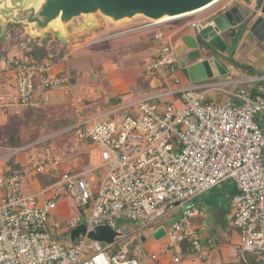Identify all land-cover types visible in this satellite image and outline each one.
Instances as JSON below:
<instances>
[{
  "label": "built area",
  "instance_id": "obj_1",
  "mask_svg": "<svg viewBox=\"0 0 264 264\" xmlns=\"http://www.w3.org/2000/svg\"><path fill=\"white\" fill-rule=\"evenodd\" d=\"M208 24L214 22L188 26ZM153 37L157 47L143 60V69L149 75L162 71L165 86L156 96L178 95L181 106L168 102L159 109L145 97L132 104L135 112L112 119L110 113L119 110L113 109L65 129L62 133L71 132L74 144L89 140L99 152V162L85 170L64 169L63 150L44 146L46 138L0 155V264H138L127 235L111 244L86 235L66 245L56 242L50 228L62 224L48 220L61 195L68 194L81 213L64 220L69 234L81 223L88 231L97 225L118 228L123 219L149 223L148 231L153 232L176 204L184 205L226 180L236 187L230 205L240 261L264 264V133L256 122L257 114L264 112V93L226 89V100L216 102L206 100L205 89H217L220 83L178 86L174 31L160 30ZM4 68L12 73L14 90L0 92L2 113L10 106L39 108L47 91L69 84L67 73L49 57L12 58ZM19 152L25 153V160L10 162ZM101 168L105 170L92 187L84 175ZM40 174L53 182L27 190L28 181L37 182ZM178 214L163 228L173 262L181 261L179 249L186 243L204 259L200 235L189 221L202 211L191 204Z\"/></svg>",
  "mask_w": 264,
  "mask_h": 264
},
{
  "label": "rangeland",
  "instance_id": "obj_2",
  "mask_svg": "<svg viewBox=\"0 0 264 264\" xmlns=\"http://www.w3.org/2000/svg\"><path fill=\"white\" fill-rule=\"evenodd\" d=\"M231 2L235 3V0H218L213 5L200 12L169 19L147 27L124 31L120 34L115 33L116 31L120 30L119 27L116 26H125L126 23L109 26L107 28H112L111 32L115 33V35H110L111 32L108 34L93 33L91 36L84 38L82 42L76 45H73L71 41L68 43L62 42L53 34H48L46 39H42L43 46L38 45L39 41L38 38H36L35 40L31 41V44H28L27 48L26 41L21 39L22 34L27 32V27L21 24H10L9 30L7 32V40L5 42V39H3L4 42L0 46V68L2 67V61L4 59L6 62L12 58H21L22 60L35 61L42 58H47L49 54L52 53L55 56L51 57V60L55 63V65L65 69L67 71V75L69 71L76 70L75 73L77 78L74 84L69 83L68 87L65 89L47 91L46 100L39 108H22L10 106L5 114L9 117L10 122L5 121V115H0V142L1 138H3V141L1 142L3 145H12L14 147L28 143L31 140H41L40 138L43 137L49 139L43 144L44 146H49L53 149H60L61 151L63 150L66 155H70L72 157L74 153L73 158H78L80 160V164H82H78V166H80H77V168L79 171L84 170L88 165V153L85 151L87 147L84 144L87 145L88 143H79L80 145L74 144L75 142L72 141V133L62 132L77 122L90 117L91 114L97 115L99 113H105L108 111V109L110 110L113 107L111 99H108V101L105 100V97L102 95V90L89 93V86L92 84H97L101 87L104 86V84L107 85V78L109 76L113 77L110 78V81H112L111 83H119L118 80L116 81V79H118L117 76L121 78V81H124L123 76H130L139 71L140 62L142 61L141 65L143 66V60L148 58L157 47V42L153 37L154 33L157 31L163 30L165 32H173L176 29L174 31V37L178 38L181 28L189 29L191 28L188 26L189 24L198 21L205 22L209 20L211 16H216L215 18L218 17L220 21L224 23L223 19H225V17L222 18V12L218 10L221 7L227 6ZM229 9L230 8H228V10ZM134 23L132 26L141 25L139 24L140 20ZM222 35L225 38V41L231 44L230 37L224 33V31ZM116 45H119L120 47L117 48ZM148 47H154V51L150 53L152 50H148ZM6 62H4L5 65ZM175 64L177 66L178 74L183 80L185 78L183 76L184 67L180 66L178 60H175ZM96 66H100L101 69L95 71V73H92V69ZM112 66H115L117 70L108 71L112 68ZM3 70H5L4 67ZM157 74L159 73L157 72ZM83 76H87V78ZM0 85L3 87V84ZM131 87L135 90L137 85L131 84ZM1 89L5 88L3 87L0 88V90ZM6 89L9 91L14 90L12 85L6 87ZM126 89L130 92V86H126ZM163 90L164 88L160 91ZM49 93L52 94L51 98L48 97ZM86 94L92 99H94L93 95L97 97L99 94V97L94 99L95 101H98L96 103L93 102V104L90 106H86L84 103H81L83 98H78L79 96L82 97ZM136 96L137 95L135 94L133 95V97ZM167 98L169 99V97H164L162 100ZM122 101H124V99H122ZM179 104L180 103L178 102L177 105ZM123 113H125L124 110L117 113H110L109 117L114 119ZM10 135H17L19 137H16L11 141ZM93 159L94 160L92 161L91 166L98 163V158L96 159L95 153L93 155ZM104 170L105 168H101L96 172H89L88 174L86 173L84 176L90 182V185L94 187L98 182L99 174ZM234 187L235 185L232 181L226 180L214 186L212 189L205 191L203 196L207 199L208 197L214 196L213 200L220 201V203H226L227 199L229 198V193ZM61 197L62 200L58 201L59 208L57 207L53 213H56L55 218H57L56 220L59 221L62 226L60 229L50 228V231L53 237H55L56 242L66 245L70 242V240L69 232L63 226L64 220L70 216L80 215L81 213L80 209L73 205L72 199L68 194L64 193L61 195ZM196 202L194 199L193 203ZM183 206L185 205L176 204L172 210V213L165 216L168 221H165V223L163 222V224L167 225L166 223H170L177 219L179 217L178 213L180 208ZM165 217L159 219L157 223L166 220ZM194 219L200 220L201 216L189 218L191 226L198 229L195 225V221L193 222ZM48 223H52V218L48 220ZM117 225L124 231H127L133 227L135 228V231L129 233L126 238L131 241L130 251L132 252L135 259H137L138 264H157V262L152 258V255L154 258L156 257L157 259H160L161 254H171L172 251H170L166 245V236L162 237L160 240H157L151 235L152 232L148 231V227L151 224L145 222H132L123 219L118 221ZM227 225L229 224H226V226ZM228 233H230V243L226 244L224 241L218 238L213 227L211 235V244L213 247L210 245L208 247H212V251L215 249L217 254L218 252L225 253L227 259H231V261L228 260L229 264H240L238 231L235 229L234 225H231L228 229ZM140 236H143L145 239L142 241ZM200 243V248L203 252V246H206L207 243L202 242L201 240ZM227 245H230L231 247L230 252ZM207 254L208 253H205V256H207ZM197 256L198 254L196 252H191L188 255L182 254L180 261L181 263L179 262V264H192L188 263L187 260H191L193 264L204 261L199 260ZM167 260L168 263H170V259L167 258Z\"/></svg>",
  "mask_w": 264,
  "mask_h": 264
},
{
  "label": "water",
  "instance_id": "obj_3",
  "mask_svg": "<svg viewBox=\"0 0 264 264\" xmlns=\"http://www.w3.org/2000/svg\"><path fill=\"white\" fill-rule=\"evenodd\" d=\"M215 0H0V46L8 35L10 24L24 25L27 32L21 39L31 44L38 38V45L43 46L42 39L48 34H53L62 42H70L76 45L93 33L108 34L113 25L120 30L115 33H123L132 29L147 27L157 24L164 19L178 18L180 15L204 8ZM197 13V12H196ZM190 15V14H189ZM185 16V15H184ZM182 17V16H180ZM231 26L234 20L230 12L226 14ZM224 18V17H223ZM168 19V20H169ZM141 25L132 26L136 21ZM214 25L208 24L203 28L193 27L192 32L183 34L175 43L174 51L178 57V63L184 67L190 81H201L217 75H224L217 58V53H225L228 47L221 32L230 28L227 21L221 22L217 17ZM135 24V23H134ZM244 28L255 36L256 40L264 46V2H258L255 10L245 20ZM112 33L110 35H115ZM200 41L204 45H200ZM208 48L214 49V54ZM30 49V47H29ZM49 54V58L54 57ZM232 61V59H230ZM154 79L157 80L155 77ZM160 84L161 82L158 81ZM101 91L94 88L89 93ZM93 94V93H92ZM99 94L93 95L97 99ZM133 228L122 231L120 227L111 228L107 225H97L87 231L84 223L79 224L70 231L69 240L73 241L81 236H87L92 240L113 243L116 237L128 235ZM165 234L163 228L152 232L154 238H160ZM143 241L145 238L140 236Z\"/></svg>",
  "mask_w": 264,
  "mask_h": 264
},
{
  "label": "crops",
  "instance_id": "obj_4",
  "mask_svg": "<svg viewBox=\"0 0 264 264\" xmlns=\"http://www.w3.org/2000/svg\"><path fill=\"white\" fill-rule=\"evenodd\" d=\"M258 2H264V0H235V3L231 2L227 6L221 7L218 10L222 12L221 13L222 18L225 17L224 21L229 22L228 18L226 17V14L229 12L231 14L232 19L235 21L234 26H231L229 22L230 28L224 31V33H226L230 37L231 44L226 42L228 44L226 52L223 54L217 53V58L219 60V63L221 64L222 68L226 71V73L224 75H217L212 78L204 79L201 81H190L187 73L184 70H183L184 72L183 76L185 78L183 80L181 79L177 71L176 74L180 80V83L178 86H190L197 82L220 83L217 89L215 88L205 89L206 100L216 101V102H224L226 100L227 98V94L225 92L226 89H228L229 91H238L242 88H246L251 93H264V79H257L259 76L264 77V46L260 42H258V40H256L255 36H253L248 31L247 27L246 28L243 27L245 24V20H247L248 16H250V14L255 10ZM228 8L230 9L228 10ZM215 17L211 16L209 20L211 19L214 20ZM189 29L181 28L180 30L181 32L179 31L180 32L179 37L175 38V42L183 34L192 31L191 28ZM222 34L223 32H221V35ZM151 48L152 47H148V50L149 49L152 50L150 53L154 51V47L152 49ZM176 58L178 60L177 56ZM230 59H232V61ZM4 60L2 61V67L0 68V84H3V87L5 89H1L0 92L8 91L6 87H9L11 85L13 86V81H14L13 76H10L12 75V73L9 71L3 70V67L5 65ZM141 62L139 64L140 66L139 71H137L135 74H132L130 76H123L124 81H121V78L117 76L118 79H116V81L118 80L119 83L118 82L111 83L112 81H110L111 80L110 78H113V77L109 76L107 78V82H108L107 85L104 84V86L101 87L97 84H92L89 86L88 92H90V90L94 88H101L102 95L105 97L106 101H108V99L116 98L118 103L116 105H112L113 107L110 110L108 109V111H112L113 109H119V110L116 112H112V113H117L122 110H124L125 112L127 111L135 112L136 106L132 104L134 102H137L141 98H145V97H149L150 102L156 104L159 109H164L166 103L168 102H172L175 107H180L181 102H180L178 95H169V96H162V97L156 96V94L161 92L160 90L163 89L165 86V83L163 80V73L162 71H157L159 74H157L156 72L153 75H149L144 71L143 66L141 65ZM100 69H101L100 66H96L94 68L95 71L100 70ZM116 70L117 68L115 66H112V68L109 69L108 71H116ZM83 77L87 78V76H83ZM155 77L157 78V80L154 79ZM158 81H160L161 84ZM131 84L137 85L135 90L131 87ZM126 86H130V92L129 90L126 89ZM169 86L174 88L177 85H175L174 83H171ZM3 87H1L0 85V88H3ZM55 90H58V89H55ZM134 94L137 96L133 97ZM51 96L52 94L49 93L48 97L51 98ZM85 96H87V94ZM85 96H82V97L79 96L78 98H84ZM164 97H169V99L167 98L165 100H162V98ZM122 99H124V101H122ZM178 102L180 103L179 105H177ZM6 112L2 113L0 111V115H5ZM92 116H96V115L91 114L90 117ZM4 118H5V121L10 122V119L8 116L5 115ZM256 122L258 123L259 127L264 133V112L257 114ZM40 139H43V137ZM2 141H3V138H1V142ZM34 141H37V139L31 140L28 143H24L23 145L29 144ZM1 142L0 144L2 145H0V155L6 153L8 149L13 148L10 145H3V143ZM23 145H18V146H23ZM84 145L87 147L85 151L88 153V165L85 167V169H87L92 165V161L94 160L93 159L94 153L96 154V159L98 158V162H99V157H98L99 152L97 149H95L92 146V144H87V145L84 144ZM73 157H74V153H73ZM73 157L70 155H66L64 153V163L62 165L64 169H68V168L74 169L75 167L78 166V164H80V160L78 158H73ZM10 159L13 162H23L25 160V153L19 152L15 154L14 156H12ZM37 183L38 181L35 182L34 180L33 181L29 180L27 190L30 191V190H33V188L34 189L37 188L38 187ZM235 191H236V187H234L233 190H231V192L229 193V198L227 199L226 203L224 202L220 203V201L213 200L214 196L208 197L207 199L206 197L203 196V194H205L204 192L193 197L191 200L184 203V205H191V204L195 205L196 204L195 206H197L202 211V214L196 215V216H201V219L200 220L194 219L193 222L195 221L196 223L195 225L198 228L196 230L200 235V240L202 242L207 243L206 246H203V253L204 254L208 253V254L207 256H205L204 259L198 258L199 260H204V261L203 262L196 261L197 262V263L195 262L196 264H229L228 260L231 261V259H227L225 253L218 252L217 254L215 249H213L212 251L213 245L211 244L212 243L211 235H212V229L214 227L218 238H220V240L224 241L226 244L230 243V239H229L230 233H228V229L232 225V209L230 205V199ZM194 199H195V202L197 201L199 204L197 202L193 203ZM58 208H59V205H58ZM55 214L56 213H53L51 215V218L56 220L57 218H55ZM196 216H193V217H196ZM165 221H168V219L166 218V220H163L162 222H158L157 224H155L156 228H165L166 226H168L169 223H166L167 225L163 224V222L165 223ZM226 224H229V225L226 226ZM162 237H164V235L161 236L160 238H157V240H160ZM238 239H239V235H238ZM209 245L212 247H208ZM227 247L230 252L231 251L230 245L229 246L227 245ZM190 253L191 252L187 253L186 255ZM181 255L182 254H180V256ZM167 258L170 259V263H168ZM153 259L157 262V264H179V262L178 263L173 262L172 252L169 255L161 254L160 259H157L156 257ZM187 261L188 263L193 264L191 260H187Z\"/></svg>",
  "mask_w": 264,
  "mask_h": 264
},
{
  "label": "trees",
  "instance_id": "obj_5",
  "mask_svg": "<svg viewBox=\"0 0 264 264\" xmlns=\"http://www.w3.org/2000/svg\"><path fill=\"white\" fill-rule=\"evenodd\" d=\"M14 28H16L15 26H13ZM116 47L117 48H119L120 46L119 45H116ZM121 52V51H120ZM71 70V69H70ZM64 71L65 72H67L65 69H64ZM145 71V70H144ZM76 70H71V71H69V73H68V79H69V83L70 84H74L75 83V81H76ZM92 73H95V70H94V68L92 69ZM252 94H255V93H252ZM98 100H94V99H92V98H90V97H88V96H86V97H84L82 100H81V103H84L86 106H89V105H91V104H93V102L94 103H96ZM111 103H112V105H116L117 103H118V101H117V99L116 98H113V99H111ZM18 138L19 136H17V135H10V138H11V141L14 139V138ZM47 142V141H46ZM88 142H90L89 140L86 142V143H88ZM89 144V143H88ZM11 147H13L12 145H10ZM18 146V145H17ZM17 146H14V147H17ZM10 162H13L11 159H10ZM80 165H82V164H80ZM79 165V166H80ZM78 166V167H79ZM81 169V168H80ZM70 171H73V172H75V171H79V169L77 168V167H75L74 169H71ZM53 180L54 179H51V178H49V177H47V176H44V175H39L38 176V178H37V181H38V185L39 186H47V185H49L50 183H52L53 182ZM179 252H180V254H187V253H189L190 252V247H189V243H186L185 245H183V246H181L180 247V249H179ZM131 254H132V252H131ZM133 255V254H132ZM250 263L251 264H256V263H254V261L253 260H251L250 259ZM240 264H243L241 261H240Z\"/></svg>",
  "mask_w": 264,
  "mask_h": 264
},
{
  "label": "bare ground",
  "instance_id": "obj_6",
  "mask_svg": "<svg viewBox=\"0 0 264 264\" xmlns=\"http://www.w3.org/2000/svg\"><path fill=\"white\" fill-rule=\"evenodd\" d=\"M217 1H218V0H215L214 2H212L211 4H209L208 6H206V7H204V8L198 9V10H196V11H192V12H190V13H186V14H184V15H189V14H194V13H196V12H200V11H202V10L208 8L209 6H211L212 4H214V3L217 2ZM184 15H180V16H184ZM180 16H178V17H180ZM173 18H176V17H173ZM168 19H169V18L164 19V20H168Z\"/></svg>",
  "mask_w": 264,
  "mask_h": 264
},
{
  "label": "flooded vegetation",
  "instance_id": "obj_7",
  "mask_svg": "<svg viewBox=\"0 0 264 264\" xmlns=\"http://www.w3.org/2000/svg\"><path fill=\"white\" fill-rule=\"evenodd\" d=\"M229 31V30H228ZM192 32V31H191ZM200 45H204V42H202V41H200ZM209 49V51H212V53L214 54L215 52H214V49H212V48H208Z\"/></svg>",
  "mask_w": 264,
  "mask_h": 264
},
{
  "label": "clouds",
  "instance_id": "obj_8",
  "mask_svg": "<svg viewBox=\"0 0 264 264\" xmlns=\"http://www.w3.org/2000/svg\"><path fill=\"white\" fill-rule=\"evenodd\" d=\"M207 21H209V20H207Z\"/></svg>",
  "mask_w": 264,
  "mask_h": 264
}]
</instances>
